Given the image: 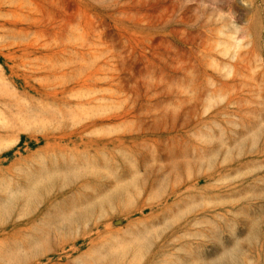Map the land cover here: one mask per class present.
Wrapping results in <instances>:
<instances>
[{"label": "rangeland", "instance_id": "rangeland-1", "mask_svg": "<svg viewBox=\"0 0 264 264\" xmlns=\"http://www.w3.org/2000/svg\"><path fill=\"white\" fill-rule=\"evenodd\" d=\"M0 264H264V0H0Z\"/></svg>", "mask_w": 264, "mask_h": 264}]
</instances>
